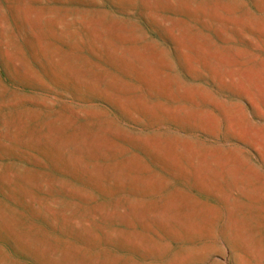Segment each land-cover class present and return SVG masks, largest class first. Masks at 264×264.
<instances>
[{
	"label": "rangeland",
	"instance_id": "374dc122",
	"mask_svg": "<svg viewBox=\"0 0 264 264\" xmlns=\"http://www.w3.org/2000/svg\"><path fill=\"white\" fill-rule=\"evenodd\" d=\"M0 264H264V0H0Z\"/></svg>",
	"mask_w": 264,
	"mask_h": 264
}]
</instances>
